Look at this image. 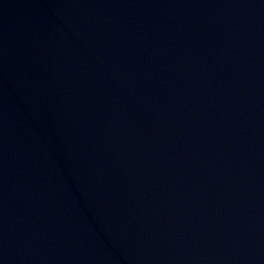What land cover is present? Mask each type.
I'll return each mask as SVG.
<instances>
[{
  "label": "water",
  "instance_id": "95a60500",
  "mask_svg": "<svg viewBox=\"0 0 264 264\" xmlns=\"http://www.w3.org/2000/svg\"><path fill=\"white\" fill-rule=\"evenodd\" d=\"M0 264H264V0H0Z\"/></svg>",
  "mask_w": 264,
  "mask_h": 264
}]
</instances>
